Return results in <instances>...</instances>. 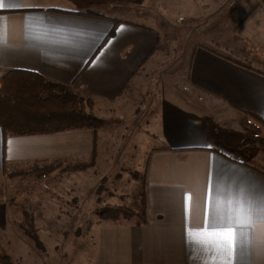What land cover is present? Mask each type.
<instances>
[{
    "label": "crops",
    "instance_id": "0c3cea01",
    "mask_svg": "<svg viewBox=\"0 0 264 264\" xmlns=\"http://www.w3.org/2000/svg\"><path fill=\"white\" fill-rule=\"evenodd\" d=\"M4 3L42 7L0 9V41L5 42L0 45V73L9 69L29 70L49 80L71 84L75 91L91 96L93 113L105 123L102 129L99 126L47 134L14 135L0 128L2 242L12 241V224L19 217L14 211L15 202L9 197L10 188L16 185L13 179H19V172L31 171L36 165L50 164L55 159L62 161L69 152L78 155L88 146V155H95L93 167L97 153L100 154L95 151L97 134H103L105 125L122 118L121 123L133 122L137 113L142 116L144 112V118L134 123L138 126L148 120L142 134L152 135V141L142 152L145 156L139 174L142 183L135 192H139L141 209H134L135 219L95 224L89 231L86 259L89 258L90 264H193L183 235L181 187L191 194L189 226H202L203 197L209 177L218 179L222 185H244L260 193L264 191V156L257 164L221 151L215 144L216 137L211 135L220 131L210 130L207 119L198 110L201 104L186 107L162 97L138 110L131 104L123 109L126 96L120 99L121 92L152 52L157 32L115 12H89L114 5L96 4V0H4ZM38 16L53 23L42 29L31 19ZM26 24L31 27L26 28ZM121 25L124 29L117 32ZM218 47L199 43L192 48L186 87L196 91L197 101H205L203 107L213 110L210 103L220 102L225 110L242 113L264 134V0H259L239 19L231 35L220 38ZM149 108L153 111L148 113ZM126 128L123 124L108 133L128 134ZM72 134L82 137L69 139ZM109 184L110 188L104 192L119 198V204L136 201V197L124 200L123 192L114 194L112 190L119 188V184ZM262 228L264 225L257 221L254 231L250 230L257 243L245 250L237 264H264L258 243Z\"/></svg>",
    "mask_w": 264,
    "mask_h": 264
},
{
    "label": "rangeland",
    "instance_id": "374dc122",
    "mask_svg": "<svg viewBox=\"0 0 264 264\" xmlns=\"http://www.w3.org/2000/svg\"><path fill=\"white\" fill-rule=\"evenodd\" d=\"M96 1V4L115 7L107 6L89 12H115L121 18L157 32L152 52L121 92L120 99L126 96L123 109L131 104L138 110L140 106L150 105L162 97L186 107L201 104L198 110L207 119L210 130L220 131V134L211 135L216 137L215 144L221 151L245 162H262L264 134L255 123L238 111L225 110L220 102L210 103L213 110L203 107L205 101H197L196 91L186 87L192 48L199 43H209L220 49V38L231 35L239 19L252 10L259 0ZM79 94L90 98L94 104L89 94ZM150 108L148 113L153 111ZM144 115V112L142 116L137 113L133 122L121 123L122 118L114 120L115 124L109 122L105 125L107 129L103 134H97L95 151H100V154L97 153V163L93 167L91 162L95 155H88V146L78 155L69 152L62 161L55 159L50 165H36L31 171L19 172V179L14 177L13 183L16 182V185L10 188L9 197L15 202L14 211L19 217L14 221L15 225L12 224V241L5 240L8 243H3L0 239V253L8 258L10 264H90L89 258L86 259L91 237L89 231L95 224L111 221L100 218L96 210L121 202L113 194L104 192L110 188V182L119 184V188L112 191L116 195L123 192L124 200L136 197V201L128 202L125 206L133 211L141 209L138 206L139 192H135L142 183L139 175L145 158L142 152L152 141V135L148 132L142 134L148 120L146 123L141 121L138 126L134 123ZM102 120L100 128L105 123ZM123 124L127 126L128 134L108 133ZM68 136L69 139L82 137L81 134ZM78 163L83 165L77 166ZM30 217L36 241L25 232ZM124 219L135 218L132 215L117 221Z\"/></svg>",
    "mask_w": 264,
    "mask_h": 264
},
{
    "label": "trees",
    "instance_id": "16d2710c",
    "mask_svg": "<svg viewBox=\"0 0 264 264\" xmlns=\"http://www.w3.org/2000/svg\"><path fill=\"white\" fill-rule=\"evenodd\" d=\"M100 125L101 119L93 113L90 98L73 90L71 84L52 81L29 70L9 69L0 73V128L4 132L47 134L95 129ZM96 214L117 221L132 216L134 211L125 205L107 204L97 209ZM25 230L36 241L31 217ZM0 263L10 264L1 253Z\"/></svg>",
    "mask_w": 264,
    "mask_h": 264
},
{
    "label": "snow or ice",
    "instance_id": "6c2138e0",
    "mask_svg": "<svg viewBox=\"0 0 264 264\" xmlns=\"http://www.w3.org/2000/svg\"><path fill=\"white\" fill-rule=\"evenodd\" d=\"M5 7L42 5H5L4 0H0V9ZM31 19L42 29L53 23L51 19L46 22L39 16ZM25 27L30 28L31 25L26 24ZM123 29L121 25L117 32ZM4 43L0 41V45ZM181 192L185 217L183 235L193 264H237L245 250L257 243L250 230L254 231L257 221L264 225V191L254 193L244 185H222L218 179L214 181L209 177L203 197L202 226L199 227L189 226L191 194L184 192L182 187ZM258 243L264 255V228Z\"/></svg>",
    "mask_w": 264,
    "mask_h": 264
}]
</instances>
